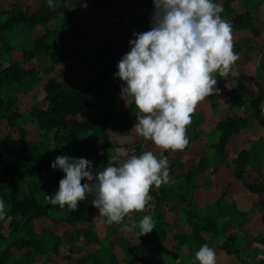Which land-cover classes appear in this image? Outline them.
<instances>
[{
    "label": "rangeland",
    "instance_id": "1",
    "mask_svg": "<svg viewBox=\"0 0 264 264\" xmlns=\"http://www.w3.org/2000/svg\"><path fill=\"white\" fill-rule=\"evenodd\" d=\"M21 13L34 21L4 26ZM41 40L55 59L26 58ZM10 65L30 75L2 94L22 115L33 161L46 164L5 192L33 191L44 212L15 233L0 203V264H128L133 253L148 264L158 247L151 264H264V125L251 106L261 97L264 117V0H0V74ZM107 69L78 115L89 129L56 142L33 121L50 80L78 90ZM18 136L0 117L1 154ZM245 154L253 191L235 174ZM70 193L87 220L68 221ZM21 237L31 245L18 247Z\"/></svg>",
    "mask_w": 264,
    "mask_h": 264
},
{
    "label": "trees",
    "instance_id": "2",
    "mask_svg": "<svg viewBox=\"0 0 264 264\" xmlns=\"http://www.w3.org/2000/svg\"><path fill=\"white\" fill-rule=\"evenodd\" d=\"M241 17L238 19L240 20ZM34 21L33 17H28L25 13L18 14L8 18V22L4 24L5 27L10 26L12 23H18L22 21ZM70 33L72 31H69ZM52 47L41 40L38 45L31 51H24V55L27 59L32 58L34 54L39 51H47L54 58L55 55L51 52ZM55 59V58H54ZM110 69H107L102 76L94 83L84 85L78 90L66 91L62 85L56 82L54 79L50 80L46 86H44L45 95L39 104L33 105L29 112L33 121H36L39 128L44 131L52 132L54 141L62 142L70 140L76 134H79L85 129H89L91 123L89 121H79L78 115L85 109L89 108L91 102L95 97L100 96L103 91L107 76ZM30 75V71L17 67L16 65H10L1 71L0 74V117H7L10 126L16 129L19 136L16 139H9L4 153H0V162L2 164V175L0 181V203H9V210L5 213L7 217L11 218L10 226L12 230L17 233L27 224L26 220L30 221L34 217L44 212V205L38 202L36 195L33 191H29L23 197L18 196V185L14 183L10 193L5 192L7 180H13L18 175H32L40 172L46 163H35L33 161L32 150L27 145V132L24 127L20 125L19 119L22 115L15 110L12 111L11 106L13 101L11 99H5L2 94V88L6 81L19 82L26 79ZM261 97L255 98L251 101L254 115L258 118V122L264 125L263 108L260 106ZM110 112L104 114L95 120V124H104L109 118ZM238 121L234 119L229 126L224 127L222 140H226L231 136L233 129L236 128ZM68 131V135L64 136V132ZM249 159V155H242L236 165L235 174L238 179L242 180L244 185L249 190H254L253 185L247 184L244 180V171ZM90 160V159H86ZM112 180H118L123 186L126 185L123 176V169L120 164H114L111 169ZM59 179V176L57 177ZM132 192H135L132 185ZM64 202L70 208L68 221L75 223L88 219V210L86 205H83L81 195L76 193H70L63 197ZM191 216V213H189ZM209 228H212L215 224L211 219L207 220ZM141 228L143 223L140 224ZM145 233V231H144ZM147 234V233H145ZM4 239L0 235V240ZM147 239H144V245L147 248ZM30 241L25 237H21L18 243V247H29ZM148 249V248H147ZM162 250H166L162 247L156 249H149L147 251L148 264L152 263V260L157 255L161 254ZM4 253V257L8 258V255ZM139 254L133 253L128 264H138Z\"/></svg>",
    "mask_w": 264,
    "mask_h": 264
}]
</instances>
